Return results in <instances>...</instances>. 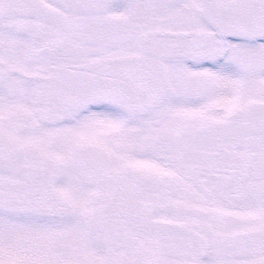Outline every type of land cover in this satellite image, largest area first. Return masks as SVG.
<instances>
[{
  "label": "snow or ice",
  "instance_id": "1",
  "mask_svg": "<svg viewBox=\"0 0 264 264\" xmlns=\"http://www.w3.org/2000/svg\"><path fill=\"white\" fill-rule=\"evenodd\" d=\"M0 264H264V0H0Z\"/></svg>",
  "mask_w": 264,
  "mask_h": 264
}]
</instances>
